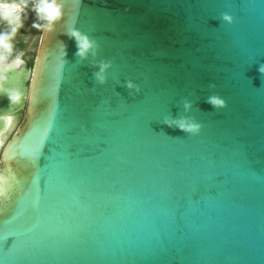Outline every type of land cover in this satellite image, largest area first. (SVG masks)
I'll list each match as a JSON object with an SVG mask.
<instances>
[{
	"label": "water",
	"instance_id": "95a60500",
	"mask_svg": "<svg viewBox=\"0 0 264 264\" xmlns=\"http://www.w3.org/2000/svg\"><path fill=\"white\" fill-rule=\"evenodd\" d=\"M58 2L0 94V264H264V3Z\"/></svg>",
	"mask_w": 264,
	"mask_h": 264
},
{
	"label": "clouds",
	"instance_id": "9594fccd",
	"mask_svg": "<svg viewBox=\"0 0 264 264\" xmlns=\"http://www.w3.org/2000/svg\"><path fill=\"white\" fill-rule=\"evenodd\" d=\"M80 2L82 3L83 0H80ZM260 2L264 3V0H260ZM29 7L37 17L36 20L32 21L31 27L39 29L42 33L54 31L56 22L64 16V5L58 2V0H0V94L7 93L10 107L24 102L21 90H9L6 85L9 81L10 73L25 65L22 53L14 56L12 53L14 50V38L19 30L24 27V18ZM221 16L228 23H234L235 21L232 13L225 12ZM39 21H44L45 23L42 24ZM71 35L75 36L78 41L77 54L84 56L93 46V41L76 28L72 29ZM108 67L109 64L104 63L101 66L100 72L97 73L101 82L106 80L104 70ZM259 71L264 72V64L260 65ZM129 87H134L139 92L138 86L133 82H129ZM14 91L15 95L13 94ZM210 99L218 107H225L227 105L226 99L220 96H212ZM188 106L190 107V104ZM13 119L11 111L0 112V120L7 121L10 124ZM167 123L170 126L176 124L188 133H198L202 128V124L195 120H168ZM12 168L13 164L8 161L6 162L3 154L0 153V199L5 198L8 193L7 181Z\"/></svg>",
	"mask_w": 264,
	"mask_h": 264
},
{
	"label": "flooded vegetation",
	"instance_id": "af4514ba",
	"mask_svg": "<svg viewBox=\"0 0 264 264\" xmlns=\"http://www.w3.org/2000/svg\"><path fill=\"white\" fill-rule=\"evenodd\" d=\"M36 19H37L36 14L29 7V9L27 10L25 14L24 27L19 30V32L17 33L13 41L14 50H13L12 55L14 56L16 54L22 53L23 59L25 60L26 65L29 67H32L34 64L35 56L37 53V47H38L39 40H40V37H39L37 47H35L34 40H32L31 44H29V37L31 33L33 32V30L35 29L34 27H31V24H32V21ZM41 33H40V36H41ZM31 62L33 63L31 64ZM22 115H23V111L15 114L13 116L14 121L20 120Z\"/></svg>",
	"mask_w": 264,
	"mask_h": 264
},
{
	"label": "rangeland",
	"instance_id": "374dc122",
	"mask_svg": "<svg viewBox=\"0 0 264 264\" xmlns=\"http://www.w3.org/2000/svg\"><path fill=\"white\" fill-rule=\"evenodd\" d=\"M43 22L44 21H41L40 23L43 24ZM40 33H41V31L39 29L35 28L29 37V44H31L32 40H34L35 47H37L38 39L40 37Z\"/></svg>",
	"mask_w": 264,
	"mask_h": 264
},
{
	"label": "trees",
	"instance_id": "16d2710c",
	"mask_svg": "<svg viewBox=\"0 0 264 264\" xmlns=\"http://www.w3.org/2000/svg\"><path fill=\"white\" fill-rule=\"evenodd\" d=\"M33 62H31V64H32Z\"/></svg>",
	"mask_w": 264,
	"mask_h": 264
}]
</instances>
